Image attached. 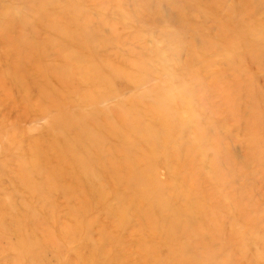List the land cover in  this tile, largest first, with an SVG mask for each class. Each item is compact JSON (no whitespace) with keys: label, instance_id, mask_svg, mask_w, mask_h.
Returning <instances> with one entry per match:
<instances>
[{"label":"rangeland","instance_id":"obj_1","mask_svg":"<svg viewBox=\"0 0 264 264\" xmlns=\"http://www.w3.org/2000/svg\"><path fill=\"white\" fill-rule=\"evenodd\" d=\"M0 264H264V0H0Z\"/></svg>","mask_w":264,"mask_h":264},{"label":"bare ground","instance_id":"obj_2","mask_svg":"<svg viewBox=\"0 0 264 264\" xmlns=\"http://www.w3.org/2000/svg\"><path fill=\"white\" fill-rule=\"evenodd\" d=\"M29 50H31L30 48H29ZM27 53H25V57L24 58H27L28 57V51H26ZM16 66L18 67V69H19V67H20V65H18V64H16ZM53 68L55 69L53 72L56 74V76L58 77L59 75H61V69H60V66H59V61H58V59H57V63H56V65H54L53 66ZM23 158H24V156H23ZM26 160H27V157H25V159L24 160H22V163H21V166L23 167V165L22 164H24L25 162H26ZM25 168L26 169H28V164H26V166H25ZM24 177H25V175H24ZM22 178V177H21ZM24 186V185H23ZM26 187H27V181H26ZM28 191V190H27ZM5 224V223H4ZM6 225V224H5ZM8 225V224H7ZM18 226V225H17ZM34 234V233H33ZM29 235H30V233H28V234H26V237H29ZM108 242H110L111 243V241L110 240H107ZM95 248V247H94ZM98 248V247H97ZM96 248V249H97ZM95 250V249H94ZM95 255V254H94ZM112 258H115V257H112Z\"/></svg>","mask_w":264,"mask_h":264}]
</instances>
